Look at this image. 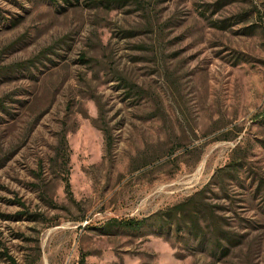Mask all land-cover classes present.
Instances as JSON below:
<instances>
[{
	"label": "rangeland",
	"instance_id": "rangeland-1",
	"mask_svg": "<svg viewBox=\"0 0 264 264\" xmlns=\"http://www.w3.org/2000/svg\"><path fill=\"white\" fill-rule=\"evenodd\" d=\"M0 264H264V0H0Z\"/></svg>",
	"mask_w": 264,
	"mask_h": 264
},
{
	"label": "trees",
	"instance_id": "trees-1",
	"mask_svg": "<svg viewBox=\"0 0 264 264\" xmlns=\"http://www.w3.org/2000/svg\"><path fill=\"white\" fill-rule=\"evenodd\" d=\"M48 3H56L58 0H44ZM77 1V0H74ZM57 158L62 161V167L65 168L68 165V152H67V144L66 139L62 137L58 142V148H57ZM65 176L63 177V182L65 183V190L68 193L69 192V183H68V171L67 169L64 171ZM182 206H177L172 208L170 211L172 212V216H177L181 211ZM184 216V215H183ZM194 219L191 218V222H193ZM146 221L145 220H121L116 223V227L120 229H124L127 231H137L140 230L145 226ZM82 263V261H81Z\"/></svg>",
	"mask_w": 264,
	"mask_h": 264
}]
</instances>
